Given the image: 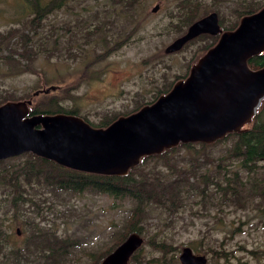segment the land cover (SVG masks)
<instances>
[{"label":"trees","instance_id":"trees-1","mask_svg":"<svg viewBox=\"0 0 264 264\" xmlns=\"http://www.w3.org/2000/svg\"><path fill=\"white\" fill-rule=\"evenodd\" d=\"M15 1L19 6L17 23L0 32V78L20 71L36 72L34 61L38 57L48 59L54 52L56 55L59 52L66 53L72 59L83 57L91 62L94 56L90 58V48L93 54L102 59L109 50L118 47V42L112 43L113 39L105 25L96 24L81 30L78 24L65 28L61 24L63 31L59 30L60 27H46L48 13L64 5L65 0ZM140 1L111 0L114 4L118 3L116 6L119 9L115 13L134 7ZM200 4L201 0L181 1L180 9H187V12L181 16L180 23L174 25L179 34L190 22L207 13H199ZM248 4L241 5L239 10L234 8L233 12L237 17L228 24H223V17L217 15L220 27L232 29L242 15L256 11L264 5L252 7ZM212 9L219 12L217 7ZM54 31L61 33L54 34ZM64 36L68 43L65 46L62 45ZM217 37L218 34L201 33L187 41L202 39L193 51L185 73L175 77V80L187 74L189 66L214 44ZM127 38L126 34L120 36V42L124 43ZM70 44L73 47H69ZM247 64L250 68L263 65L264 50L251 55ZM174 81L171 79L164 83L158 87L152 99L145 100L130 110L114 113L96 123L88 121L85 116L81 117L93 126H104L117 116L153 101L159 94L166 92ZM76 85L74 82L69 88ZM67 89L64 88L59 93H43L41 96H32L35 94L32 89L19 95L3 89L0 91V103L26 97L31 99L28 105L30 113L68 112L79 115L76 105L66 104L67 97L70 100L77 98L70 96ZM175 153L176 157L185 160L177 159ZM20 156L21 161H13ZM260 161L264 162V96L251 119L239 130L227 132L209 143L178 142L158 153L143 155L137 164L121 175L73 169L28 151L0 159V258L5 259L3 264H62L72 252L70 248L80 244L77 242L80 239L69 238L67 234L62 237L51 227L39 224L38 216L43 210L41 205L45 204L49 213L59 214L58 209H52V201L48 200L47 194L50 192L53 197L60 191L76 194L97 193L109 197L113 208L125 207L122 220L110 233L111 243L99 252L95 251L84 263L97 264L126 234L131 231L145 232L144 219L150 214L153 215L154 210L165 211L167 218L172 220L179 209L198 199L217 207L216 202L242 207L254 196L264 197V174L260 175L259 169L263 166ZM158 163L163 164L164 168H158ZM40 189L45 190L43 196H40ZM39 198L42 199L41 204L38 203ZM32 214H36L38 222L33 219ZM27 215L30 218H26ZM165 232L164 228L157 227L146 238L147 245L157 250L159 255L150 258V262L149 258L146 259L144 264H163L157 259H164L166 254L169 255V261L164 260V264H171L173 261L178 245L168 243L163 235ZM263 252L264 248L261 250ZM139 253H144L142 244L132 253L127 264H140Z\"/></svg>","mask_w":264,"mask_h":264},{"label":"rangeland","instance_id":"rangeland-1","mask_svg":"<svg viewBox=\"0 0 264 264\" xmlns=\"http://www.w3.org/2000/svg\"><path fill=\"white\" fill-rule=\"evenodd\" d=\"M181 1L141 0L136 6L115 13L119 9L116 6L118 3L114 4L111 0H65L64 5L48 13L46 27L56 29L61 24L64 28L78 24L79 29L83 30V27L91 28L96 24L105 25L112 43L118 42V47L109 50L102 59L93 54L90 48V58L94 56L91 62L83 57L72 59L63 52L57 55L54 52L48 59L38 57L34 61L36 72L20 71L0 78V91L4 89L19 95L32 89L35 93L32 96H41L68 88L70 96L77 98L70 100L67 97L66 104L76 105L78 114L92 123L130 110L152 99L158 87L184 74L193 51L202 42V39H196L186 42L176 51L163 52L164 46L179 34L174 25L180 23L181 16L187 12V9H180ZM247 3L256 7L264 4V0H201L199 13L217 7L218 17H223V24H228L237 17L233 9L239 10L241 5ZM154 5H157L156 9L151 10ZM18 12L17 1L0 0V32L17 23ZM59 30L64 29L60 27ZM58 33L61 32L54 31V34ZM125 34L128 38L122 43L120 36ZM65 38L63 46L68 44ZM69 47L73 46L70 44ZM74 82L77 85L69 88ZM259 163L263 165L259 169L260 175H263L264 162ZM156 166L164 168L160 163ZM40 191V196H43L45 190ZM47 197L52 201V209H58L59 214L49 213L43 204L42 213L38 216L39 224L51 227L62 237L67 234L69 238L81 240L77 241L80 242L78 246L70 248L72 252L62 264H84L95 251L97 253L104 249L111 243V231L125 214L124 206L113 208L111 199L102 194L60 191L54 197L50 192ZM38 203L41 204L42 199L39 198ZM216 203L218 207L198 199L179 209L172 220L167 218L165 211L154 210L153 215L144 219L145 232L140 233L144 249L143 254L139 253L140 264L159 255L146 243V238L157 227L166 230L163 235L168 243L178 245L171 264H180L177 256L182 245L204 253L206 262L203 264H264V252L261 253L264 248V197L254 196L242 207ZM32 217L37 221L36 214H32ZM164 260L169 261L168 254L164 259H157L163 264ZM5 262L4 258H0V264Z\"/></svg>","mask_w":264,"mask_h":264},{"label":"water","instance_id":"water-1","mask_svg":"<svg viewBox=\"0 0 264 264\" xmlns=\"http://www.w3.org/2000/svg\"><path fill=\"white\" fill-rule=\"evenodd\" d=\"M201 33L218 37L184 77L153 101L104 126H93L74 113H30L29 98L0 103V159L28 151L73 169L121 175L143 155L178 142L209 143L239 130L264 96V64H247L251 55L264 50V5L242 15L232 29H222L211 10L163 50L176 51ZM142 242V235L131 231L97 264H127ZM177 258L180 264L206 262L204 253L188 245L180 247Z\"/></svg>","mask_w":264,"mask_h":264},{"label":"flooded vegetation","instance_id":"flooded-vegetation-1","mask_svg":"<svg viewBox=\"0 0 264 264\" xmlns=\"http://www.w3.org/2000/svg\"><path fill=\"white\" fill-rule=\"evenodd\" d=\"M180 249V248H179ZM196 253H199V252H196Z\"/></svg>","mask_w":264,"mask_h":264}]
</instances>
